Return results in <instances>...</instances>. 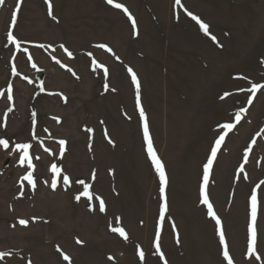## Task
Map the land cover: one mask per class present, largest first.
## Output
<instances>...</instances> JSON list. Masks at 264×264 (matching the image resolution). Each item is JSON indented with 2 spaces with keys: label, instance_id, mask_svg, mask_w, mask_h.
Returning <instances> with one entry per match:
<instances>
[{
  "label": "rangeland",
  "instance_id": "1",
  "mask_svg": "<svg viewBox=\"0 0 264 264\" xmlns=\"http://www.w3.org/2000/svg\"><path fill=\"white\" fill-rule=\"evenodd\" d=\"M114 3L128 9L135 29L107 0H52L56 19L44 0L0 5V139L8 141V148L0 145V253H11L0 264H228L200 187L210 146L225 131L218 125L235 123L241 107L247 111L225 137L207 191L233 264H264V89L251 105V93L240 91L264 84V0ZM187 12L207 23L223 47ZM9 32L19 49L8 42ZM129 67L140 80L153 146L168 177L163 221ZM60 140L66 141L62 155ZM20 143L32 145L34 170L21 165ZM53 164L62 169L55 189ZM28 171L35 188L23 179ZM79 180L91 185L90 202L75 199L84 190ZM253 192L257 243L249 255Z\"/></svg>",
  "mask_w": 264,
  "mask_h": 264
},
{
  "label": "snow or ice",
  "instance_id": "2",
  "mask_svg": "<svg viewBox=\"0 0 264 264\" xmlns=\"http://www.w3.org/2000/svg\"><path fill=\"white\" fill-rule=\"evenodd\" d=\"M44 2L47 5L48 15L52 16L53 19H56V17L53 15L52 0H44ZM3 3H4V0H0V5H2ZM107 3L112 4L117 9H122L128 15V18L132 21L133 29L136 28V22H135L134 18L132 17V15L128 11V9L126 7H124L123 4L114 3V0H107ZM180 3H181V0H176V4L179 5ZM19 10H20V5L18 3L16 11L13 12V14H12L13 24H15V21L17 18V13L19 12ZM187 15L190 16L191 19L199 25L200 30L206 36H210L211 40L214 43H216L218 47H221V48L223 47V45L220 44L219 41L217 40L216 36L212 35L209 32V25L207 23H205L203 20H201L200 17L194 15L191 12H187ZM7 39H8V42L10 44L15 45V47L17 49L20 48V41L13 35L12 32L8 33ZM41 47H43V45H41ZM96 47L101 48V49H106L108 52L112 51V49L109 48L106 44H98V45H96ZM61 48H64V46L61 45ZM64 50L68 53V55L70 57L72 56V53L68 52V50L66 48ZM25 51H27V50L25 49ZM29 58H31V57H29ZM116 59L119 60V57L117 56ZM57 63H59V61H57ZM97 67H100V65H97ZM127 71L131 76L132 84L135 86V102H136L137 108L139 109L140 120L143 122L142 123L143 136H144V140H145L146 145H147V154H148V157L151 160V163L154 166L155 171L159 177V192H160V197L163 200V204L161 205V208H160V218H161V221H163L164 215L168 210V201H167V195H166V189L168 187V177H167V174L165 171V166H164L162 160L160 159V157L157 155L156 150L153 146L152 137H151L150 132H149L148 118H147L146 113L144 111V108L141 104V83H140V80H139L136 72L133 71V69L131 67H129L127 69ZM13 72H15V68H13ZM104 74H105V76L108 75L107 69H105ZM240 78L246 79L245 77H240ZM107 89H108V85L106 84L105 90H107ZM262 89H264V84L253 83V84H251V87L247 88L246 90L240 89V91H247V92L251 93V95L248 97V100H247L248 105H251L253 102V99L256 96V93L258 91H261ZM11 92H12V89L10 86L8 89V95H7L8 100H12ZM0 95H3V93H0ZM224 95L228 96V95H230V93L226 92ZM9 111H11V109H9ZM246 111H247V108L241 107L239 109V111H237L235 113V123H224L222 125H218L219 128L224 129L225 131H223L221 134H219L217 136V138L215 139L214 144H212L210 146V154L207 157V162L203 166V183L200 187V197H201L200 203H202L203 205L206 206L207 215L215 222V226H216V228L218 230V234H219V242L221 245H223L222 254H223L224 259L228 262V264H233V261H232V257L229 255V248H228V244H227L226 239H225V232H224V229L222 226V221H221L220 217L214 211L213 204L210 202L207 189H208V183H209V176H210V173H211L212 168H213V163L217 158V153L220 151L221 145L225 141V137L228 135V132H230L233 128H235L236 124H239V122L242 118V114L246 113ZM33 115H35V113ZM101 123H103V122H101ZM88 131L91 132L92 129L89 128ZM105 135L107 136L106 131H105ZM108 142L110 144L113 143V141L111 139H109ZM253 143H255V141H253ZM59 144L61 147V155H62L66 141L60 140ZM0 145H2L4 148H8V141L0 139ZM31 147H32V145L29 143H20L17 145V149L21 152V155L19 156V161H20L21 165L27 163L28 168L34 170L35 165L32 163V158L29 154V149ZM46 151H47V149H46ZM248 151H251V149H248ZM37 159H39V157H37ZM244 159H245V162H247V154L245 155ZM51 171L54 175V178H53L52 183H51V187L53 189H55L57 187V183H58L57 178L61 177L62 169L59 168L56 164H53L51 166ZM240 171L243 172V165H241ZM23 179L26 180L29 185H31L33 188H35L36 182H35V179L33 177V171H28L27 174L23 177ZM62 182L65 185H70L72 183L71 178L68 175H64L62 177ZM76 183L83 185L84 190H83V192L78 194L75 197V199L77 201H79L81 199V196H83V197L87 198V200L90 202L92 200V193L90 191L91 185L85 184V182L83 180L76 181ZM97 199L99 200L98 210L102 213L105 212L106 211V205H105L104 200L99 198V197H97ZM89 209L95 210L92 208L91 203H89ZM257 215H258V199H257L256 193L253 192V194L251 195L250 223L248 225V252H249V255H252L256 250ZM118 219L119 218H117V220ZM19 223L21 225L26 226L28 224V221L22 219L19 221ZM173 228H175V224H173ZM111 230L115 233H118L125 240L128 239V235L124 231L123 228L113 227ZM77 243H82V241L77 240ZM177 243H179V234L178 233H177ZM155 247H156V251L158 253H160L159 232H157V234H156ZM138 254H139L140 260L144 261V259H145L144 252L139 251ZM5 255H11V253H0V259H3ZM160 255H161V258H163V254L160 253ZM63 258L66 261L70 260V258L67 255H64ZM109 259H111V257ZM165 264H167L166 260H165Z\"/></svg>",
  "mask_w": 264,
  "mask_h": 264
},
{
  "label": "water",
  "instance_id": "3",
  "mask_svg": "<svg viewBox=\"0 0 264 264\" xmlns=\"http://www.w3.org/2000/svg\"><path fill=\"white\" fill-rule=\"evenodd\" d=\"M40 78H41V75H40V74H39V75H37V79H38V80H40Z\"/></svg>",
  "mask_w": 264,
  "mask_h": 264
}]
</instances>
